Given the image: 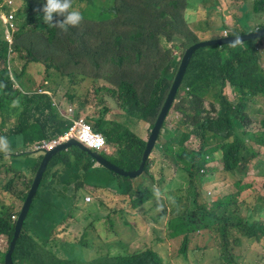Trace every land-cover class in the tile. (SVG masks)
Here are the masks:
<instances>
[{"label":"trees","instance_id":"16d2710c","mask_svg":"<svg viewBox=\"0 0 264 264\" xmlns=\"http://www.w3.org/2000/svg\"><path fill=\"white\" fill-rule=\"evenodd\" d=\"M250 1L252 11L245 15L247 22L233 29L225 23L226 20L219 28H210L207 23L211 11L217 5H225L227 0H71L70 11H79L82 21L76 27L61 30L47 28L40 20L41 0H0V136L7 143L22 138L27 145H32L62 134L70 123L59 113L71 110L73 106L80 111L86 108L87 101H81L77 96L81 84L87 81L102 108L98 117H87V121L98 132L104 133L109 146L116 149L114 164L126 171L139 169L148 138L188 49L202 40L221 38L225 33L229 37H237L264 28V0ZM7 9L12 10V22L16 27L10 42L3 33L6 20L1 18ZM248 23L251 26L244 28ZM202 24L203 32L194 30L193 27ZM199 34H204V37L201 39ZM12 51L25 61L21 70L10 67ZM22 52H25V57L21 56ZM263 63L264 37L243 44L201 49L191 60L159 135L156 149L161 153V159H149L143 174L137 179L108 174L111 177L108 185H112L116 194L121 192V200L117 198L115 211L108 217L106 225L112 229L123 227L126 233L135 229L129 219L149 226L146 216L150 215L157 221L170 215L168 241L160 238L151 247L145 246L129 253L125 250L127 256L121 251L116 255L115 247L110 245L105 254H98L97 258L90 260V251L84 257L75 252L76 248H89V243L68 237L76 245L70 259L65 255L53 257L50 250V258L35 264H171L173 259H178L179 264L181 256L188 258L183 263L203 264L201 256L217 247L215 237L220 241V252L211 264H228L227 261L234 259L232 251L235 249H242V257L233 264H245L248 252L258 255L260 262L257 264H264V221L253 222L252 225L246 223L253 207L249 206L243 214L245 199L242 200L240 194L247 193L246 189L252 190L250 185H242L240 179L232 178L236 173L247 172L246 154L257 157L255 146L264 147V119L258 122L259 129L248 120L249 114L259 113L250 99L263 97L264 100ZM62 76L72 77L68 89L62 85L65 98L45 92L50 83L56 82L55 78ZM229 86L235 93L232 99L225 94ZM83 93H88L85 85ZM206 105L210 110H206ZM110 113L116 117L107 119ZM123 116L125 121H130L120 122ZM142 124H146V130L140 128ZM172 125L171 130L169 126ZM176 130L180 135L177 147L173 145L176 139L173 132ZM211 136L220 137L222 144H207ZM1 151L2 147L0 172L9 168L2 163L6 154ZM70 152L84 155V160L75 159L66 173H50V179L63 181L55 184L53 190L54 197L63 195V200L69 197V187L73 182L78 186L81 183L82 187H91L85 174L92 169L94 162L77 148L56 154L44 175L48 169L64 164ZM219 158L224 164L222 172L217 167H210L213 162L217 165ZM172 159L179 164L182 178L177 183L168 184L166 171L170 170ZM154 162L156 165L150 173ZM147 174L150 184L144 182ZM214 174H217L213 178L216 183L221 181L223 174L224 178L232 180L233 185L225 189V196L216 197L210 203L205 186ZM155 181L172 189L176 197L181 195L186 199L184 210L169 212L166 202L162 198L157 199ZM0 186L12 192L14 181L0 180ZM94 190L105 193L102 187L97 186ZM37 197L38 193L36 200ZM126 198L130 209L125 210L122 207ZM201 199L204 203L199 201ZM261 201V210H264V199ZM158 208L161 210L151 215ZM232 208L234 211L231 213ZM16 215L18 211L11 206L0 205V244L8 238L9 249L14 239L13 217ZM32 215L33 221L28 225ZM92 217L91 212L85 216L86 220ZM64 218L60 211L56 215H47L44 210L36 211L34 206L16 246L13 263L22 264L26 259H22L21 253L28 246L27 238L31 235L43 247L53 246L51 237ZM121 237L117 245L130 249V244L123 241L125 234ZM241 240L251 243L244 248ZM166 241L171 244L169 255ZM156 245L161 247V257L157 253L152 255V247ZM256 247H261L262 252H257ZM2 257L4 253H0V259Z\"/></svg>","mask_w":264,"mask_h":264},{"label":"rangeland","instance_id":"374dc122","mask_svg":"<svg viewBox=\"0 0 264 264\" xmlns=\"http://www.w3.org/2000/svg\"><path fill=\"white\" fill-rule=\"evenodd\" d=\"M227 1L228 2L225 5H222L220 7L217 5L215 7V9L213 11H211V14H210L211 17L207 22L210 28L211 27L212 28H219L222 24H224L225 20H226L225 23H227L228 25H231V28H233V29L236 28L237 26H242L247 22L245 15L247 13H251L252 2L250 0H227ZM244 7H245V10L243 9ZM222 13H225L224 17L222 16ZM228 15H230V16H228ZM250 26H251V23H248V25H246V27H244V28H247ZM193 28L198 33H200L199 30H201L203 32L204 31V24L199 25L197 27H193ZM6 34H7V36L10 37L9 38L10 40L13 38V34L10 33L8 30L6 31ZM227 36L228 35L226 33L223 35V37H227ZM199 37L202 39L204 37V34H199ZM209 37H211V36L209 35ZM209 40L210 39L202 40L199 43L207 42ZM199 43H197V44H199ZM192 46H194V45H192ZM37 47H39V46H37ZM25 52H22L21 56L25 57L26 56ZM24 65H25V61H23V58H20L18 55L14 56V58H12V60L10 62V67L18 68L19 70H21ZM262 68L264 69V63L262 64ZM55 81L56 82H52L49 84L48 89H45V92L52 94V95L57 93V95L61 97L60 99L65 98L63 96V94L65 93V88L62 85H65L66 89H68V87L72 84V77L71 76L70 77L69 76L68 77L62 76V77L55 78ZM91 83H93V82H91ZM84 85L88 87V93L86 95H84V93H83ZM90 87H91V85H89V83L87 81H85V83L83 82L79 88L80 94L77 97H79L81 101H87V106L85 109L82 110L83 112H81V114H83L86 117H90V116L98 117L99 112L102 109L101 104L98 102L97 95H94V92L92 91V89H90ZM225 94L228 95L229 99H232L235 96V93L233 92V88L230 86L226 88ZM250 100L255 101V107L257 110H259V113L255 114V115L249 114L248 119H249V121H251V123H254V124H251L253 127H257V129H259L260 126L258 125V122L261 121L262 119H264V108H263L264 100H263V97H254L253 99H250ZM54 101H55V103H57V99H54ZM76 104H78V103L76 102ZM206 106H207L206 110H210V107L208 105H206ZM260 110H261V112H260ZM63 111H65V110H63ZM172 115L174 116L173 111H172ZM201 115H202V113H201ZM113 117H116V114L110 113L107 115V119H110ZM123 117L121 120L125 121V116H123ZM129 121H130V119L126 120L125 122L127 123ZM90 124H92V123H90ZM172 127H173V125L169 126V128L171 130H172ZM140 128H144V130H146L145 129L146 124H142L140 126ZM141 131H140V133H142ZM173 134L176 137L173 145L177 147V144H178L177 141H178V137H180V135H179L177 130L174 131ZM147 137H148V135H147ZM12 144H13L14 152H19V151L21 152V153L19 152L20 154H18V156H15L13 159L15 166L17 168L29 170L30 168H27V167H29L31 164H33V166H34L38 162L37 160L38 159L40 160L41 158H43L42 156H44L43 152H34L33 155H30V156H25L24 154H22V151L24 150V141L22 138H17L16 141H15V139H13ZM207 144H210L212 146L213 145H215V146L221 145L222 144L221 138L216 137V136H211L209 141L207 142ZM0 147H2L1 152L6 153V155H4V157L2 159V163H3V165H6L8 167L10 164L11 150L9 148V144L7 143L6 139H3L1 136H0ZM255 148H256V151L258 152L257 153V159L252 160L250 162H247L248 163L247 172L246 173H245V171H244V173L239 172V173H236L235 177H232L234 179H240L242 181V183H244L242 185H245V184L250 185V188L252 190L251 192H249V189H246L247 193H241L240 194L242 200H244V199L246 200L248 198H251L252 202H253L252 214L246 220V223H248L250 225H252L253 222H259L260 223L262 220L264 221V210H261V207H262L261 205L263 204V201H261V200L264 199V192H263V190H264V147L255 146ZM158 151L159 150H157L155 148L151 157H155L157 160H160L161 159V153H159ZM100 153L102 155H106L105 150L100 151ZM64 155L65 154H63L62 157ZM248 155L249 154H246L245 156H248ZM83 156H80L79 153L75 154L73 152H70V156H66L67 159H66L64 164H59L57 166V168H51V170L48 169L47 173L44 176V182H43L44 185L40 188V191H39V195L41 197L40 198L38 197V199L35 202V210L36 211H40V210L44 209L46 211V214H48V215L57 214V212L59 210L58 206L61 202H63V207L66 209L69 206V203L72 204L73 202H75L78 199L74 196V194L72 195V193L70 194L69 197H67L66 200H63V195L55 198L53 195V190L55 188L54 185H55V183H57V184L63 183V181H61V180L56 181V178H55L51 181V184L49 186H48V182L50 181V177L53 173L61 174V173H66V172L70 171V166L73 165L74 160L75 159L84 160L85 156L84 157ZM41 163H42V160H41ZM155 165H156L155 162L151 165L150 173L152 172ZM170 166H171L170 170L166 171V178L168 179V180H166V182L168 184H172L176 181V183H177L182 178L179 174V171H178L179 164L175 160L172 159L170 161ZM223 166H224V164H223V161H221V159H220V163L217 165H216V163H215V165L213 163L210 164L211 168L217 167L218 170H220L221 172L223 171ZM36 167H37V165H35L33 167L31 174L28 175V179L26 178L27 173L26 174L20 173V175L22 176L21 179L16 178L17 187L19 190L24 191L25 185L27 187H30V188L33 186V184L37 178V175H38V172L40 169V165H39L37 170L35 169ZM55 169H57V170H55ZM50 173H51V175H50ZM147 175H148V178L144 182H147L148 184H150L151 181L149 180V174H147ZM216 176H217V174L212 175L211 178H209V181L206 182L207 184L205 186V190H207V192H208L207 194L210 196V203H213L216 197L221 198V196H225V189L229 188V186L231 187V185H233L232 180H230L229 178H224L223 174L221 175V181L216 183L215 179L213 180V178H215ZM14 177H16V174L12 173V171L8 174H0V179H2L4 182H6L7 180L14 178ZM171 177L173 180L171 179ZM46 178H47V180H46ZM91 178H92V175L89 174L88 178H86V180L89 181ZM26 179H27V182H26ZM41 180H43V177ZM206 180H208V178ZM154 186H155L156 192H158V198L157 199L162 198L166 202V205L168 206L169 212L172 211L173 209H178L177 210L178 212L181 210H184L183 207H184V205H186V199H184L181 195H178L176 197V193L172 189H169L166 185H164L162 187L160 184L158 185L155 182ZM73 188L74 189H78V188L82 189L81 183H79V186L78 185L73 186ZM14 191H15V188H13V191H12L13 194L0 193V205H12V202L19 201V198L14 195ZM43 191H44V195H43ZM222 191H223V195H222ZM102 197L106 198L107 202H109V204L111 206L115 207L116 202H117V198H114L112 196L106 197V195H102ZM178 198H179V200H180V198L183 200L179 201ZM47 200H49V201H47ZM199 201L201 203H204L203 199H201ZM225 203H229V202L225 201ZM232 204H233V201H232ZM231 205H230V207H231ZM21 207H22V201L16 206L15 210L18 211L21 209ZM122 209H125V210L130 209V202H128L127 198H126V201H124V205H123ZM160 210L161 209L158 208V210L152 212L151 215L156 214ZM233 211H234V209L232 208L231 213ZM244 212H245V210H244ZM141 217H143V215H141ZM146 219L148 221H150L149 226L143 225L141 221L136 224L134 219H130V223L132 224V226L134 225L135 229H134V231H131V229H129V231H131V232H126V233L123 232L122 231L123 228H121L119 226H116L115 228L112 229L109 225H106V222L103 223L102 225H100L98 227V229L93 228L92 226H91V228L86 227V228L82 229V234L78 235L77 239L84 240V241L88 242L90 247L85 248L83 250L76 251V255L84 257V254L90 251L91 255L88 257V259L92 260L94 258H97L98 254H105L107 252V247L110 245H113L115 247L114 249H116V255H118V252L121 251V252H123L124 256H127L125 254V250L128 253H129V251L136 252L137 249H139V248L143 249L145 246H150L154 241H157L160 238L168 241L167 223L171 219V216L167 215L164 219L156 221V220H152L151 216L148 215V216H146ZM236 222H238V220ZM47 224H49V222H47ZM120 231H122L121 235L125 234V240H123V241H124V243H126V245L130 244V249L128 247H127V249H123V247H120L119 245H117L118 242L121 241L123 238L119 234ZM62 232H63V226H59L56 229V232L54 235V239L57 242L53 246H48V248L53 251L52 253L54 255H56L55 250L57 248H60L62 250V254L59 253L58 255L70 256L72 253V247L69 245L75 246V244L70 242L68 240V237H69V235L74 236V234L73 233L63 234ZM86 233H87V236H85ZM30 238L32 240H34L35 242H38L35 238L32 237V235L30 236ZM215 241H216L217 247L214 250H212L210 253L201 256V260H202L203 264H211L213 262L214 256L219 254L220 248L218 246L220 244V241L216 237H215ZM250 243H251L250 241L244 240V243H243L244 246L243 247L247 248ZM66 244H69V245H66ZM126 245H124V246H126ZM166 247H167V254L169 255L171 252L170 242H167ZM118 248H120V249H118ZM160 248L161 247L159 245H156V246L152 247V250L154 252H156L161 257L160 252H159ZM256 251L262 252L261 247H256ZM112 255H114V254H112ZM240 255H241V252H240ZM263 255H264V253H263ZM257 256L258 255L254 254L252 252H248V254L244 260V263L245 264H257V263H259L260 259H258ZM6 259H7V257L4 258V260H6ZM187 259H188L187 257L181 256V258L179 260V264H188L189 262L183 263V261H186ZM173 260L174 261L171 264H178L177 263L178 259H173Z\"/></svg>","mask_w":264,"mask_h":264},{"label":"clouds","instance_id":"9594fccd","mask_svg":"<svg viewBox=\"0 0 264 264\" xmlns=\"http://www.w3.org/2000/svg\"><path fill=\"white\" fill-rule=\"evenodd\" d=\"M71 7H72L71 0H41V7L39 9V18L42 21V23L47 26V28H57V29H61V30H67L68 27H76V26H78L81 23L82 15L77 10H71L70 11ZM8 8H11V7H8ZM11 12H12V10L8 11V9H7L6 14H3V16L1 17L2 20H6V23H4V24H6V25H4V27H6V29H4V31H3L4 34H6L7 30L10 33H12L13 30H16L15 23L12 22L13 21L12 20V15L13 14ZM227 37H229V36H227ZM6 38H8L9 42L13 39L12 38L10 40L9 39L10 37L7 36V34H6ZM221 38H224V37H221ZM221 38H217V39H221ZM210 40H214V39H210ZM212 47H214V46H212ZM219 47H223V46H219ZM206 48H208V47H206ZM202 49H204V48H202ZM199 51H201V49H199ZM14 56H16V54H14L13 51H12L10 62H11L12 58H14ZM14 69H16L17 71L19 70L18 68H14ZM254 103H255V101H254ZM72 108L73 109H71V110H66L65 109V111H62V112L59 113L66 121H68L70 123V126L68 127V129L66 131H64L62 134H60L58 136H55L54 138H45V139H42V141H40L38 143H34L32 145H27L26 142L23 139V141H24V150L22 151V154H24L25 156H30V155H33L34 152H43V155L45 156V153H47L49 151H52L53 149H55L56 147H58V146H60V145H62L64 143H67L68 141H75V142L79 143L82 147H84L85 149H88V150H90V151H92L94 153H98L100 156L104 157L107 161H109V163L117 166L116 164H114L112 162V160L114 159L115 155L117 154L116 149L111 147V146H109L107 138L105 137L104 133L98 132L97 129L94 128V126L87 121V117L84 116L83 114H81V112H83V111L75 110L74 106ZM110 119H112V118H110ZM121 119H120V122H122V121L124 122V120H121ZM249 122L251 123V121H249ZM164 124H165V122H164ZM251 124H254V123H251ZM82 125L88 126L90 128V131H92V133L94 135H96V136L100 135L104 139V144L102 146L96 147V146L90 145V144H88L86 142H83L82 139L80 138V132H81V130L83 128ZM163 127H164V125H163ZM163 127H162V129H163ZM162 129H161V131H162ZM161 131H160V133H161ZM67 134H70V135L65 138V136ZM16 139H15V141H16ZM148 141H149V138H148ZM148 141H147V145H148ZM157 143H156V145H157ZM8 144H9V148L11 150L9 168L6 169L7 171H1L0 174H8L11 171H12V173L16 174V177L11 178V179L14 181V188H15L14 195L19 198V201L12 202V205H4V206H7V207L11 206L13 209H16V206L22 201V207H21L20 210H18V215L13 217V219L15 220V229H14V235H13L14 239L11 242L10 249L8 247V241H9V240H7L8 238L7 239L4 238V242L2 244H0V249H1L0 253H1V255L4 253V257H2V259H0V264H6L7 259L4 260V258H6V257L8 258L9 253H10L11 248H12V244L15 242L14 251H13V254L11 256L12 257V264H14L13 263V255L15 253L16 246H17V244L19 242V239L21 237L22 231L24 229V226L26 224V221L28 219L30 211L35 206L37 193H38V197L39 198L41 197L39 195V191H40V188L44 185L43 182H44V176H45L43 174V180H41L40 185H39V187H38V189H37V191H36V193H35V195L33 197L32 203H31L30 207L28 208L27 214H26L25 219L23 221V224H22V226L20 228V232H19L18 238H16L18 221H19L20 216L22 215V212L24 210L25 203L27 201L29 192H30L31 188L33 187L32 186L30 188V187H27L25 185V190L24 191L23 190H19L18 187H17L16 178L21 179L22 176L20 175V173H24V174L27 173L26 174V178L28 179V175L31 174V171H32L33 167L35 165H37L38 163L41 165V160L43 161L44 156H42L43 158H41L40 160L38 159L37 160L38 162L34 166H33V164H31L29 167H27V168H30L29 170L28 169L17 168L15 166V163H14L13 159H14L15 156H18V154H20L21 152L20 151H19L20 153L19 152H14L12 142H10ZM71 148H76V147H70L67 150H63L61 152L68 151ZM146 148H147V146H146ZM77 149H79V148H77ZM102 150L106 151V155H102L100 153V151H102ZM80 152L86 154L87 156H89L94 162L92 169L87 174H85V176H87V177H88L89 174L92 175V178L89 180V183H88V184L91 185V187H88L87 185H85L83 187L81 186L82 189H80V188L74 189L73 186H76V184L73 182V186L69 187V191H70L69 193L70 194L72 193V195L74 194V196L76 198H78V200H76L72 204L69 203V206L66 209L63 207V202H61L59 204V206H58L59 210L57 212V214H58L59 211H60L65 216L63 223L58 225V227L59 226H63V232L62 233L63 234L73 233L74 236L69 235V237H71L74 240L79 241V242L84 241V240L77 239V236L82 234V229H84L86 227H90L91 228V226L93 228L98 229V227L100 225H102L103 223L107 222L108 217L113 215V213L115 211V207L111 206L109 204V202H107V199L103 198L102 195H106V197L112 196L114 198H118V199L121 200V196H119V194L121 192L119 191L116 194L115 191L113 190L112 185H108V180L111 178V177L108 176V174L109 173H115V172L111 171L110 169H108L107 166H105L104 164L99 162L97 159H94L89 153L83 152L82 150H80ZM58 153H60V152H58ZM58 153H56V154H58ZM255 153L257 154V152H255ZM4 154H6V153H4ZM152 154H153V152H152ZM54 156H52V158ZM151 156H150L149 159L152 158ZM256 159H257V157H254V156L250 155V153H249L248 156H245V162H250V161L256 160ZM221 161H223V160H221ZM49 162H48V164H49ZM217 162H218V164L220 163V158L217 160ZM146 163H145V166H146ZM48 164H47V166L45 168L44 173L46 172ZM213 164L215 165L214 162H213ZM145 166H144V170H145ZM117 167H119V166H117ZM119 168L122 169L121 167H119ZM139 169H140V167H139ZM139 169L133 170V171H126L124 169H122V170H124L126 172H134V171H138ZM115 174L120 175L122 177L131 178L130 176H124V175H121V174H118V173H115ZM140 176H138V177H140ZM138 177L131 178V179H137ZM47 178H46V180H47ZM27 179H26V182H27ZM0 180H2V179H0ZM52 180H53V178H51L50 181L48 182V186L51 184ZM155 182H154V185H155ZM156 183L159 185L158 182H156ZM55 184L59 185L57 183H55ZM242 184H244V183H242ZM97 186L98 187H102L105 190V193H100V192H98L99 190H94V189H96ZM154 188H155V186H154ZM0 193L13 194V192L6 191L1 186H0ZM80 194H82L84 196L81 197ZM43 195H44V191H43ZM94 195H97V197H94ZM38 197H37V199H38ZM47 201H49V200H47ZM249 206L253 207V202H252L251 198H248V199L245 200V205H243V214H246V209ZM244 210H245V212H244ZM90 212L92 213L93 217L90 220H86L85 216L88 213H90ZM53 215H56V214H53ZM33 218H34V215H32L30 217V219L28 220V225L33 221ZM129 221H130V219H129ZM121 228H123V227H121ZM122 231L125 232V229L123 228ZM54 235L51 237V241L55 244L57 241L54 239ZM85 236H87V233L85 234ZM84 242H86V241H84ZM156 242L157 241H154L150 245V247L152 245H155ZM241 243L243 244L244 240H241ZM27 244H28V246L26 248H24V250L21 253V255H23L22 259L26 258V259L22 260V264H35V262H37V261H41V260H43L45 258H50L51 257L48 254V252L51 249H49L48 246L43 247L42 245L36 243L34 240H32L30 238V236L27 238ZM66 245H69V244H66ZM69 246L72 247V253H73L74 246L73 245H69ZM78 250H80V249L76 248L75 252L78 251ZM235 250L232 251V255L234 256V259L231 260V261H227L228 264H233L235 261L238 262L239 260H241L242 256L240 255V252H241L242 249H239V250H236V251ZM56 252H58V253H56ZM51 253H52V250H51ZM55 253H56V255H58L59 253H62V250L60 248H57L55 250ZM72 253H71V256H72ZM155 254H156V252L153 251L152 255L154 256ZM56 255H54L52 253L53 257L56 256ZM71 256L69 257V259L71 258ZM79 257H82V256H79Z\"/></svg>","mask_w":264,"mask_h":264},{"label":"water","instance_id":"95a60500","mask_svg":"<svg viewBox=\"0 0 264 264\" xmlns=\"http://www.w3.org/2000/svg\"><path fill=\"white\" fill-rule=\"evenodd\" d=\"M264 37V28L261 30H257L253 33H249L246 35H241V36H237V37H224L221 39H214V40H210L207 42H203V43H199L197 45H194L192 47H190L188 49V51L186 52V54H184L183 58L181 59L180 65L178 67L177 73L175 75L174 81H173V85L172 88L170 90V93L168 95V98L166 100V103L159 115V118L156 122L155 127L153 128L151 135L149 137V141H148V145L147 148L145 150L143 159H142V164L140 166V169L138 171H134V172H126L122 169H120L119 167L109 163V161H107L104 157L100 156L98 153H94L88 149H85L84 147H82L79 143L75 142V141H68L67 143H64L58 147H56L55 149H53L52 151H49L47 153H45L44 159L40 165V169L37 175V178L33 184V187L31 188L27 201L25 203V207L24 210L22 212V215L20 216V219L18 221V226H17V234H16V238H18L19 232H20V228L23 224V221L25 219V216L27 214L28 208L30 207L33 197L40 185L41 179L43 177L45 168L48 164V162L50 161V159L52 158V156H54L56 153L61 152L63 150H67L70 147H76L79 148L80 150H82L83 152L89 153L94 159H97L99 162H101L102 164H104L105 166L108 167V169H110L111 171H114L115 173L124 175V176H130L131 178H136L138 176H140L143 171H144V166L145 163L147 162V160L150 158V156L152 155V152L154 150V148L156 147V143L158 142V137L160 134V131L164 125V122L166 120V117L172 107V103L176 97V94L178 92V89L183 81V77L184 75H186L187 69L190 65V62L192 60V58L194 57V55L199 51V49L202 48H206V47H212V46H226V45H236V44H242V43H246L249 42L251 40H257ZM14 244L15 242L12 244V248L11 251L9 253V256L7 258V262L6 264H12V254L14 251Z\"/></svg>","mask_w":264,"mask_h":264},{"label":"built area","instance_id":"2783aa9c","mask_svg":"<svg viewBox=\"0 0 264 264\" xmlns=\"http://www.w3.org/2000/svg\"><path fill=\"white\" fill-rule=\"evenodd\" d=\"M83 128L80 132V138L82 139L83 142H86L90 145L99 147L104 144V139L100 135H94L92 131H90V128L88 126L82 125ZM70 134H67L65 136L68 137Z\"/></svg>","mask_w":264,"mask_h":264},{"label":"bare ground","instance_id":"6f19581e","mask_svg":"<svg viewBox=\"0 0 264 264\" xmlns=\"http://www.w3.org/2000/svg\"><path fill=\"white\" fill-rule=\"evenodd\" d=\"M196 45V44H195ZM40 93H42V92H40ZM169 115V114H168Z\"/></svg>","mask_w":264,"mask_h":264}]
</instances>
